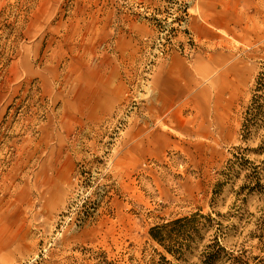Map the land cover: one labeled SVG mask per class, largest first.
<instances>
[{"label": "rangeland", "instance_id": "1", "mask_svg": "<svg viewBox=\"0 0 264 264\" xmlns=\"http://www.w3.org/2000/svg\"><path fill=\"white\" fill-rule=\"evenodd\" d=\"M171 56L200 82L182 125L153 85ZM263 71L264 0H0V264H202L214 239L261 257L240 188L254 167L264 186L262 132L240 128ZM194 213L183 260L149 239Z\"/></svg>", "mask_w": 264, "mask_h": 264}, {"label": "trees", "instance_id": "2", "mask_svg": "<svg viewBox=\"0 0 264 264\" xmlns=\"http://www.w3.org/2000/svg\"><path fill=\"white\" fill-rule=\"evenodd\" d=\"M261 131V140L256 149L252 150L254 153L263 156L264 163V71L260 72L254 81L252 89V96L250 103L243 113V121L241 123V140L246 141L253 133ZM247 151V149L243 150ZM234 161H229L228 166L221 173V175L228 179L231 177L236 166H242V163H248L243 155H234ZM258 167H254L251 172L252 178L250 185L243 186L240 191L248 190L250 193H256L262 202V208L257 223L256 236L258 245H260V256H255L249 259L245 258L243 253L234 255L227 253L218 242L214 239L213 243L207 245L202 254V264H212L215 261H228L229 264H264V186L260 184V172ZM223 183L215 186L213 195H216L218 189L222 187ZM208 219L199 213L191 214L189 217H181L168 221L161 225H156L148 230V237L151 241L156 243L165 254L172 257L174 260H183L187 254L192 250L193 244L200 239L201 228L199 227V219ZM157 261L151 260L148 264H173L167 260L164 255L159 254Z\"/></svg>", "mask_w": 264, "mask_h": 264}, {"label": "crops", "instance_id": "3", "mask_svg": "<svg viewBox=\"0 0 264 264\" xmlns=\"http://www.w3.org/2000/svg\"><path fill=\"white\" fill-rule=\"evenodd\" d=\"M214 27L216 30L221 28L227 32L225 23L224 25L214 24ZM153 85L157 89L161 107L172 108L170 115L176 117L177 125H182L181 121L184 123L183 117L186 114L184 107L187 106L186 101L192 89L200 93V82L193 77L185 58L171 56L167 64H160L154 75ZM179 127V130L187 131V127Z\"/></svg>", "mask_w": 264, "mask_h": 264}]
</instances>
